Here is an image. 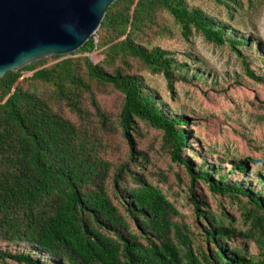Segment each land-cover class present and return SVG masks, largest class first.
<instances>
[{
	"label": "trees",
	"instance_id": "obj_1",
	"mask_svg": "<svg viewBox=\"0 0 264 264\" xmlns=\"http://www.w3.org/2000/svg\"><path fill=\"white\" fill-rule=\"evenodd\" d=\"M205 1L230 18L256 2L116 0L80 49L0 78V264H255L228 245L237 229L226 212L202 209L195 192L199 180L245 204L242 214L251 227L240 233L264 256V157L234 159L205 147L191 128V114L169 107L140 73L163 75L172 94L177 82L206 81L200 67L157 43L200 35L229 46L245 75L264 84L244 52L260 47L219 20ZM106 89L122 95L117 128L98 96ZM139 122L159 131L161 148L185 168L194 212L210 223L204 236L210 250L193 248L191 229L176 219L182 214L150 181L152 172L143 171L149 159L133 135ZM116 131L127 145L118 164L108 152ZM159 175L166 183L167 176Z\"/></svg>",
	"mask_w": 264,
	"mask_h": 264
},
{
	"label": "rangeland",
	"instance_id": "obj_2",
	"mask_svg": "<svg viewBox=\"0 0 264 264\" xmlns=\"http://www.w3.org/2000/svg\"><path fill=\"white\" fill-rule=\"evenodd\" d=\"M205 2L210 6L209 11L219 20L229 23L242 36L251 39L253 47H260V52L254 54L247 49H244V52L251 58L249 60L254 72L264 75V59H255L257 56H264V0H256L253 8L245 4L244 9L236 10L231 18L224 8H217L210 1ZM157 43L174 51L178 59L187 62L190 67H200L207 76L204 82H177L175 94H172L163 75L140 72L169 107L191 114V128L197 133L199 141L215 153L228 154L234 159L264 157V121L260 120V116H264V84L257 83L245 75L243 63L236 53L227 45L220 47L207 43L200 35L193 36L190 41L176 35L174 38H160ZM185 53H190L191 58ZM91 57L93 60L98 59L96 54ZM98 96L102 107L112 115L113 126L117 128L122 95L106 89ZM137 126L133 132L135 142L149 159L143 171L152 172L148 175L150 181L155 185L159 184L167 192L182 214L181 218L176 219L184 221L191 229L193 248L196 251L210 250L211 245L206 244L204 238L210 223L203 218H197L194 212L189 191L190 180L185 168L173 164L169 155L161 148L159 131L143 122H139ZM116 133L108 139L111 143L108 152L109 159L118 164L119 161L125 160L127 145L120 133ZM131 167L138 169L134 164ZM160 171L167 176L166 183H161ZM231 178L236 180L238 176ZM195 192L202 202L203 210L215 214L225 211L227 223L237 229L236 236L229 240L228 245L241 251L248 259L252 258L255 264H259L264 256L260 254L258 246L247 235L240 233V230L247 232L251 227V221L242 214L245 204L213 193L208 185L200 180L195 183Z\"/></svg>",
	"mask_w": 264,
	"mask_h": 264
},
{
	"label": "water",
	"instance_id": "obj_3",
	"mask_svg": "<svg viewBox=\"0 0 264 264\" xmlns=\"http://www.w3.org/2000/svg\"><path fill=\"white\" fill-rule=\"evenodd\" d=\"M116 0H0V78L94 38Z\"/></svg>",
	"mask_w": 264,
	"mask_h": 264
}]
</instances>
